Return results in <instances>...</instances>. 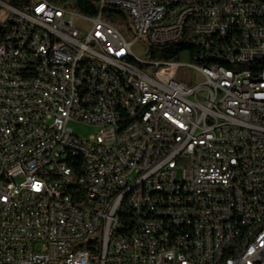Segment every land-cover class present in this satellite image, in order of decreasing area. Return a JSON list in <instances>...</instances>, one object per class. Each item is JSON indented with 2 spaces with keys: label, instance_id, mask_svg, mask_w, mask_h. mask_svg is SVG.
<instances>
[{
  "label": "built area",
  "instance_id": "built-area-1",
  "mask_svg": "<svg viewBox=\"0 0 264 264\" xmlns=\"http://www.w3.org/2000/svg\"><path fill=\"white\" fill-rule=\"evenodd\" d=\"M55 1L0 0V264H264V0H96L93 17ZM142 38L195 42L201 79L177 80L174 59L129 65ZM137 175L150 183L122 220L116 199Z\"/></svg>",
  "mask_w": 264,
  "mask_h": 264
},
{
  "label": "bare ground",
  "instance_id": "bare-ground-1",
  "mask_svg": "<svg viewBox=\"0 0 264 264\" xmlns=\"http://www.w3.org/2000/svg\"><path fill=\"white\" fill-rule=\"evenodd\" d=\"M60 1V0H56ZM98 4V2H97ZM144 16L148 21H155V3H148L144 6ZM172 21H176V14H169V18L163 19V27H172ZM210 30H218V23H210ZM175 43H167L165 46H170ZM128 64L132 66H141V59L134 52V50L127 51ZM202 60L212 61L202 64H220L219 55H202ZM88 66V51H81V59L72 60V75H80V67ZM230 66V67H228ZM221 67L233 68L232 58H223L221 60ZM54 73H63V66H54ZM121 126H128V117H121ZM150 183L149 175H137V177L130 178V181L126 182V190L119 194V198L116 199V213L118 216H122V220H129V213H126V200H133L136 196V190L147 186ZM237 225H245V217H237ZM236 234H243V227H236ZM233 254H240V246H233ZM199 264H211V263H199ZM216 264H224V259H216Z\"/></svg>",
  "mask_w": 264,
  "mask_h": 264
},
{
  "label": "rangeland",
  "instance_id": "rangeland-1",
  "mask_svg": "<svg viewBox=\"0 0 264 264\" xmlns=\"http://www.w3.org/2000/svg\"><path fill=\"white\" fill-rule=\"evenodd\" d=\"M67 4L70 5V2L67 1ZM106 15L107 14H103L104 19H107ZM4 18V13L0 11V28L2 26ZM74 25L81 31L86 32L91 28L92 22L90 20H86L84 18H81L80 16L75 15ZM115 25L125 34L128 40H131L133 38L131 31H129L128 29L131 26L129 19H122L121 17H119L118 20H116ZM133 49L134 52L138 54L139 58L144 61H152L153 58L164 59L163 53L150 50L149 47L144 44L143 38L137 42L136 46H133ZM178 62L182 64L178 66L175 73V77L177 80L184 81L185 83L190 84L197 83L201 79L197 71L193 67L188 65L192 62V60H190L186 54H183L178 60ZM69 125L73 128L76 134L81 135L83 137H88L97 131V128L95 126L81 122L70 121Z\"/></svg>",
  "mask_w": 264,
  "mask_h": 264
},
{
  "label": "trees",
  "instance_id": "trees-1",
  "mask_svg": "<svg viewBox=\"0 0 264 264\" xmlns=\"http://www.w3.org/2000/svg\"><path fill=\"white\" fill-rule=\"evenodd\" d=\"M70 2V5H72L77 12H79L82 15L93 17L98 14V4L96 0H60L55 1L58 4H64L65 2ZM103 14H107V20H109L112 23H116V20H118L119 17L122 19H126V13L117 7H110L103 11ZM155 52L163 53L164 59H174L179 60L183 54H186L190 60L195 59V42H179L175 43L170 46L162 47L160 50H154ZM202 61L205 62H213L212 61H206L202 60L200 56V63ZM230 67V66H228Z\"/></svg>",
  "mask_w": 264,
  "mask_h": 264
},
{
  "label": "water",
  "instance_id": "water-1",
  "mask_svg": "<svg viewBox=\"0 0 264 264\" xmlns=\"http://www.w3.org/2000/svg\"><path fill=\"white\" fill-rule=\"evenodd\" d=\"M20 1H28V0H20Z\"/></svg>",
  "mask_w": 264,
  "mask_h": 264
}]
</instances>
